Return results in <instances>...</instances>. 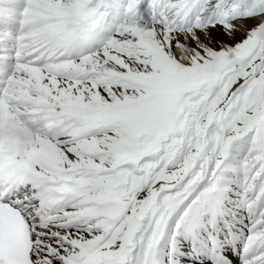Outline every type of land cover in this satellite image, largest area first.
Instances as JSON below:
<instances>
[{
    "label": "snow or ice",
    "instance_id": "snow-or-ice-1",
    "mask_svg": "<svg viewBox=\"0 0 264 264\" xmlns=\"http://www.w3.org/2000/svg\"><path fill=\"white\" fill-rule=\"evenodd\" d=\"M0 264H264V0H0Z\"/></svg>",
    "mask_w": 264,
    "mask_h": 264
}]
</instances>
